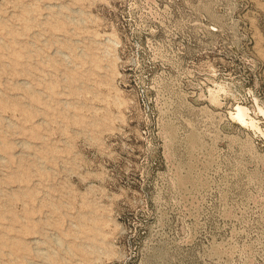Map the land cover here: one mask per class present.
I'll return each instance as SVG.
<instances>
[{
  "label": "rangeland",
  "instance_id": "obj_1",
  "mask_svg": "<svg viewBox=\"0 0 264 264\" xmlns=\"http://www.w3.org/2000/svg\"><path fill=\"white\" fill-rule=\"evenodd\" d=\"M0 264H264V0H0Z\"/></svg>",
  "mask_w": 264,
  "mask_h": 264
},
{
  "label": "bare ground",
  "instance_id": "obj_2",
  "mask_svg": "<svg viewBox=\"0 0 264 264\" xmlns=\"http://www.w3.org/2000/svg\"><path fill=\"white\" fill-rule=\"evenodd\" d=\"M220 88V87H219ZM212 89V88H211ZM218 89V88H217ZM216 90V89H215ZM220 90V89H219ZM218 92V91H217ZM217 94V93H216ZM210 98H215L217 95H215V93L212 91ZM217 101V100H216ZM215 101V102H216ZM214 102V101H213ZM217 104V103H216ZM248 115L247 109L244 106L241 105H237L236 106V111H235V115L236 118L240 119L241 121L245 122L246 121V117ZM249 122L253 125L251 119L249 120Z\"/></svg>",
  "mask_w": 264,
  "mask_h": 264
}]
</instances>
